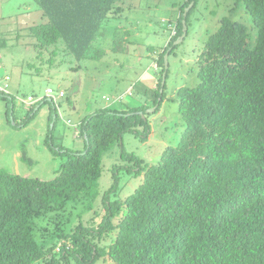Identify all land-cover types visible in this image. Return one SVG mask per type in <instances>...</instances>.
I'll list each match as a JSON object with an SVG mask.
<instances>
[{
	"label": "trees",
	"instance_id": "16d2710c",
	"mask_svg": "<svg viewBox=\"0 0 264 264\" xmlns=\"http://www.w3.org/2000/svg\"><path fill=\"white\" fill-rule=\"evenodd\" d=\"M34 1L48 18L28 28L37 48L62 43L79 62L98 60L107 51L97 39L109 34L111 51L125 52L118 23L134 0ZM242 1L252 25L224 19L196 56L199 85L178 90L179 142L156 164L123 153L141 176L125 199L118 179L100 197L104 154L128 132L149 135L146 110L160 109L169 76L164 57L197 1L186 17L192 0L181 5L173 42L156 60L157 86L144 92L152 104L88 114L85 151L67 150L53 179L0 169V264H264V0ZM0 98L8 110L15 103L5 91Z\"/></svg>",
	"mask_w": 264,
	"mask_h": 264
},
{
	"label": "rangeland",
	"instance_id": "374dc122",
	"mask_svg": "<svg viewBox=\"0 0 264 264\" xmlns=\"http://www.w3.org/2000/svg\"><path fill=\"white\" fill-rule=\"evenodd\" d=\"M186 1H125L122 21L118 23L119 33L126 39L125 52L111 51L113 38L108 34L96 42L97 47L107 51L102 59L79 62L67 54L62 43L37 48L38 41L30 36L28 28L47 23L48 18L34 0H0V40L5 43L0 46V88L15 97L10 110L0 98V169L26 177L53 179L69 158L67 150L85 151L86 136L81 123L88 114L107 108L136 107L147 99L152 104L149 94H153L162 69L156 60L173 42L180 8ZM195 1L187 35L182 41L181 36L174 41L173 53L171 47L164 57L169 76L160 109L156 111V105L150 108L155 111L146 110L151 125L149 135L146 137L141 128L138 135L128 132L122 145L116 144L104 154L100 197L117 179L121 189L118 196L123 199L141 183V176L129 172L133 164L123 159V153L156 164L168 146L179 142L184 122L178 110V90L199 85L196 56L208 37L224 19L246 26L253 23L242 0H192L185 11ZM61 90L66 97H59ZM29 97L33 100L29 101ZM68 264L76 262L70 258Z\"/></svg>",
	"mask_w": 264,
	"mask_h": 264
},
{
	"label": "water",
	"instance_id": "95a60500",
	"mask_svg": "<svg viewBox=\"0 0 264 264\" xmlns=\"http://www.w3.org/2000/svg\"><path fill=\"white\" fill-rule=\"evenodd\" d=\"M191 8H188L186 11H185V17H186V15H187V12L190 10ZM183 24H184V33H183V35L181 36V39H180V41H182L183 39H184V37L187 35V26H186V21L184 20L183 21ZM177 43H179V42H177ZM167 58V57H166ZM166 67H168V62L166 61ZM164 84H165V75H164V80H163V86H164ZM49 101H52V99L51 100H49ZM150 111H155V110H151V109H149V111L148 112H150ZM147 112V113H148ZM142 116L144 115L142 112H139Z\"/></svg>",
	"mask_w": 264,
	"mask_h": 264
},
{
	"label": "built area",
	"instance_id": "2783aa9c",
	"mask_svg": "<svg viewBox=\"0 0 264 264\" xmlns=\"http://www.w3.org/2000/svg\"><path fill=\"white\" fill-rule=\"evenodd\" d=\"M5 79L8 80V77H6ZM7 87H8V84L6 85V88H7ZM2 90H3V89L0 88V91H2ZM47 93L50 94V93H52V91L49 89V90L47 91ZM58 95H59V97H65V96H66V92L61 90V91H59ZM103 99H105V100H107V101H110L109 98H108V97H105V96L103 97ZM28 100H29V101H32L33 98H32V97H29Z\"/></svg>",
	"mask_w": 264,
	"mask_h": 264
},
{
	"label": "clouds",
	"instance_id": "9594fccd",
	"mask_svg": "<svg viewBox=\"0 0 264 264\" xmlns=\"http://www.w3.org/2000/svg\"><path fill=\"white\" fill-rule=\"evenodd\" d=\"M2 91H4V89H3ZM65 97H66V96H65Z\"/></svg>",
	"mask_w": 264,
	"mask_h": 264
},
{
	"label": "crops",
	"instance_id": "0c3cea01",
	"mask_svg": "<svg viewBox=\"0 0 264 264\" xmlns=\"http://www.w3.org/2000/svg\"><path fill=\"white\" fill-rule=\"evenodd\" d=\"M8 77V76H7Z\"/></svg>",
	"mask_w": 264,
	"mask_h": 264
}]
</instances>
